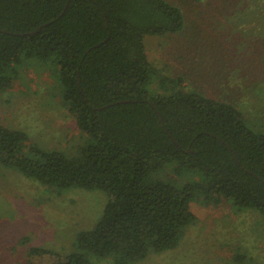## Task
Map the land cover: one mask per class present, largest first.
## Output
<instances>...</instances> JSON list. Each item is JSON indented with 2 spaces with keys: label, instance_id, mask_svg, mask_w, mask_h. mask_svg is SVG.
Segmentation results:
<instances>
[{
  "label": "trees",
  "instance_id": "16d2710c",
  "mask_svg": "<svg viewBox=\"0 0 264 264\" xmlns=\"http://www.w3.org/2000/svg\"><path fill=\"white\" fill-rule=\"evenodd\" d=\"M185 28L169 0H0V91H11L34 60L49 64L86 135L71 154L0 125L2 163L50 188L108 196L97 224L56 264H93L92 255L137 264L175 249L197 220L192 203L212 197L264 219L262 121L149 59L148 36Z\"/></svg>",
  "mask_w": 264,
  "mask_h": 264
},
{
  "label": "rangeland",
  "instance_id": "374dc122",
  "mask_svg": "<svg viewBox=\"0 0 264 264\" xmlns=\"http://www.w3.org/2000/svg\"><path fill=\"white\" fill-rule=\"evenodd\" d=\"M169 1L182 8L186 28L146 38L152 64L264 124V0ZM34 61L22 68L11 91H0V125L25 131L34 146L75 153L86 135L62 103L55 69ZM107 201L101 189L44 186L0 158V264H56L76 249L81 231L97 224ZM192 211L197 220L178 247L137 264H264L259 211H238L231 199L217 197L192 203ZM33 249L50 252L32 254ZM91 261L116 264L96 255Z\"/></svg>",
  "mask_w": 264,
  "mask_h": 264
}]
</instances>
